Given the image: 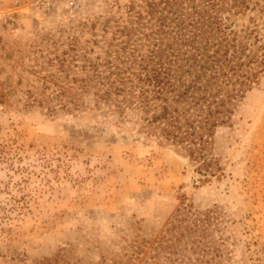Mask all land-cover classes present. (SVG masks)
<instances>
[{
  "label": "rangeland",
  "instance_id": "obj_1",
  "mask_svg": "<svg viewBox=\"0 0 264 264\" xmlns=\"http://www.w3.org/2000/svg\"><path fill=\"white\" fill-rule=\"evenodd\" d=\"M146 1L2 0L0 264L63 251L85 264H264V70L206 170L148 123L153 110L83 87ZM254 2L230 23L240 38L256 30V51Z\"/></svg>",
  "mask_w": 264,
  "mask_h": 264
},
{
  "label": "trees",
  "instance_id": "obj_2",
  "mask_svg": "<svg viewBox=\"0 0 264 264\" xmlns=\"http://www.w3.org/2000/svg\"><path fill=\"white\" fill-rule=\"evenodd\" d=\"M256 5L254 0H147L140 12L131 4L130 20L120 32L125 38L92 64L91 84L85 81L83 87L97 89L103 103L153 110L148 123L209 169L218 128L229 123L264 70V54H258L264 45L252 48L258 34L249 42L256 30L247 29L248 37L240 38L230 23ZM174 262L197 264L186 255ZM32 264L85 263L69 261L63 251Z\"/></svg>",
  "mask_w": 264,
  "mask_h": 264
},
{
  "label": "built area",
  "instance_id": "obj_3",
  "mask_svg": "<svg viewBox=\"0 0 264 264\" xmlns=\"http://www.w3.org/2000/svg\"><path fill=\"white\" fill-rule=\"evenodd\" d=\"M2 6H3V4H2V0H0V11H1V9H2Z\"/></svg>",
  "mask_w": 264,
  "mask_h": 264
}]
</instances>
